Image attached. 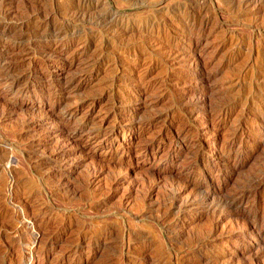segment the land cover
<instances>
[{
    "label": "rangeland",
    "instance_id": "obj_1",
    "mask_svg": "<svg viewBox=\"0 0 264 264\" xmlns=\"http://www.w3.org/2000/svg\"><path fill=\"white\" fill-rule=\"evenodd\" d=\"M0 264H264V0H0Z\"/></svg>",
    "mask_w": 264,
    "mask_h": 264
},
{
    "label": "bare ground",
    "instance_id": "obj_2",
    "mask_svg": "<svg viewBox=\"0 0 264 264\" xmlns=\"http://www.w3.org/2000/svg\"><path fill=\"white\" fill-rule=\"evenodd\" d=\"M4 4V3H3ZM100 19H102V18H100ZM102 21V20H101ZM3 61V60H2ZM12 61V60H11Z\"/></svg>",
    "mask_w": 264,
    "mask_h": 264
}]
</instances>
